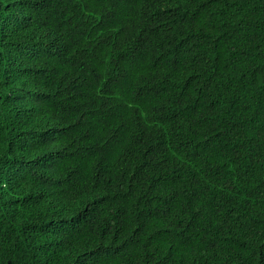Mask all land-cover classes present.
Instances as JSON below:
<instances>
[{
  "label": "trees",
  "instance_id": "16d2710c",
  "mask_svg": "<svg viewBox=\"0 0 264 264\" xmlns=\"http://www.w3.org/2000/svg\"><path fill=\"white\" fill-rule=\"evenodd\" d=\"M0 264H264V0H0Z\"/></svg>",
  "mask_w": 264,
  "mask_h": 264
}]
</instances>
